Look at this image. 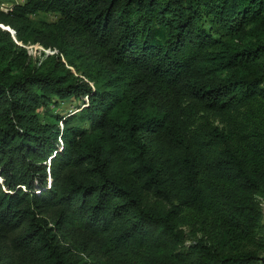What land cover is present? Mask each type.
I'll return each instance as SVG.
<instances>
[{
  "label": "trees",
  "instance_id": "16d2710c",
  "mask_svg": "<svg viewBox=\"0 0 264 264\" xmlns=\"http://www.w3.org/2000/svg\"><path fill=\"white\" fill-rule=\"evenodd\" d=\"M9 3L0 264H264V0Z\"/></svg>",
  "mask_w": 264,
  "mask_h": 264
},
{
  "label": "rangeland",
  "instance_id": "374dc122",
  "mask_svg": "<svg viewBox=\"0 0 264 264\" xmlns=\"http://www.w3.org/2000/svg\"><path fill=\"white\" fill-rule=\"evenodd\" d=\"M10 1H13V2H18V3H22L23 0H10ZM11 6V3H9V0H0V9L4 10L6 7H9ZM41 18L43 19H47V20H52L53 19V16L52 15H49V14H45V13H41L39 15ZM43 47H40V45H35V46H31L29 47V52L32 54V55H38V56H42V53H47V54H51V51H48V49H42ZM80 102L79 100H74L72 102H66V103H63L61 105L62 109L65 111V112H70L72 110H75V108H77L76 105H78ZM261 205H262V208H263V211H264V199L261 200ZM196 239L193 238V237H190L188 236L187 237V240H186V245H190L191 243H193Z\"/></svg>",
  "mask_w": 264,
  "mask_h": 264
},
{
  "label": "built area",
  "instance_id": "2783aa9c",
  "mask_svg": "<svg viewBox=\"0 0 264 264\" xmlns=\"http://www.w3.org/2000/svg\"><path fill=\"white\" fill-rule=\"evenodd\" d=\"M7 8H5L4 10H6ZM33 46H35V45H33ZM28 50H29V47L30 46H25ZM41 47V46H40ZM43 49V48H42ZM48 51H50V50H48ZM52 53V52H51Z\"/></svg>",
  "mask_w": 264,
  "mask_h": 264
},
{
  "label": "water",
  "instance_id": "95a60500",
  "mask_svg": "<svg viewBox=\"0 0 264 264\" xmlns=\"http://www.w3.org/2000/svg\"><path fill=\"white\" fill-rule=\"evenodd\" d=\"M0 27H2V28H3V25H0ZM5 29H7V30H10L8 27H5Z\"/></svg>",
  "mask_w": 264,
  "mask_h": 264
}]
</instances>
